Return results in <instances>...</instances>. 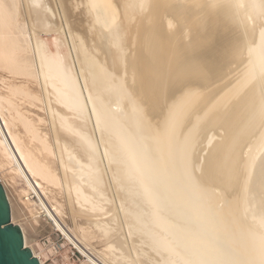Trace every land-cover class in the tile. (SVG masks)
<instances>
[{"label": "bare ground", "instance_id": "1", "mask_svg": "<svg viewBox=\"0 0 264 264\" xmlns=\"http://www.w3.org/2000/svg\"><path fill=\"white\" fill-rule=\"evenodd\" d=\"M0 178L42 264H264V0H0Z\"/></svg>", "mask_w": 264, "mask_h": 264}, {"label": "rangeland", "instance_id": "2", "mask_svg": "<svg viewBox=\"0 0 264 264\" xmlns=\"http://www.w3.org/2000/svg\"><path fill=\"white\" fill-rule=\"evenodd\" d=\"M0 180L2 179L0 178ZM18 186H24L22 180H19ZM10 194L13 196V198H15V192L13 189L10 191ZM32 198L37 200L39 203L41 212L40 215L42 218H44L43 216L47 214V209L49 206L48 201L44 199L45 197L41 194L38 195L33 193ZM58 198H60V196H58ZM42 200L46 201L42 203ZM45 202H47V205H45ZM73 207L76 209L75 217L77 223L83 224L85 222V217H82L84 215L80 216L79 214L81 213L79 212L82 210L83 212L86 211L87 207L84 205V208L83 206L78 205L77 201H73ZM66 209L68 210V207H66ZM53 218L55 221H52L51 224L42 223L44 225H39L41 228L36 233L37 237L35 240L30 242V244H33L32 246L37 250V252L42 254L44 264H84L87 260L90 262V264H97V262L90 256L88 251L78 242V237L75 229L73 228L71 219L68 216L62 214L54 215ZM97 239H94L93 241L95 246H98L97 248H101L103 246L101 249L107 250V244L109 243V240L103 241L102 239ZM104 242H107V244ZM113 250L115 249L113 248ZM115 252L121 253L118 250H115Z\"/></svg>", "mask_w": 264, "mask_h": 264}, {"label": "water", "instance_id": "3", "mask_svg": "<svg viewBox=\"0 0 264 264\" xmlns=\"http://www.w3.org/2000/svg\"><path fill=\"white\" fill-rule=\"evenodd\" d=\"M0 264H42L25 245L22 228L12 222L11 204L0 182Z\"/></svg>", "mask_w": 264, "mask_h": 264}]
</instances>
